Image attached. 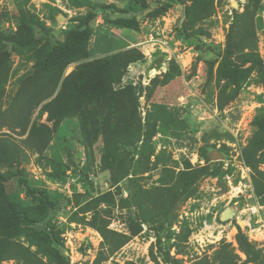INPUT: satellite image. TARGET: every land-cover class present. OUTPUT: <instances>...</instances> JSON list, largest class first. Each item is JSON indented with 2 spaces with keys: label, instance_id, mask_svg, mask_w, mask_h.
I'll list each match as a JSON object with an SVG mask.
<instances>
[{
  "label": "rangeland",
  "instance_id": "rangeland-1",
  "mask_svg": "<svg viewBox=\"0 0 264 264\" xmlns=\"http://www.w3.org/2000/svg\"><path fill=\"white\" fill-rule=\"evenodd\" d=\"M18 1L0 0L1 32L17 29L12 15ZM90 1L114 3L121 8L127 5V0ZM141 1L148 9L138 16L137 30L107 27L97 21L99 15L103 19L100 12L96 13L87 47V58L128 49L142 54L134 62L107 68L93 80L94 86L106 91L109 88L119 93V99H128L140 119L139 140L118 148L113 166L106 169L101 161L102 140L88 147L77 117L63 119L52 132L45 152L37 155L27 150L26 159L18 166L29 186L63 196L45 219L59 238L56 247L60 255L51 249V241L42 242L45 244L38 248L34 243L40 242L25 227L19 230L16 240L31 246L33 255L45 264H62L61 255L68 264H169L168 257L178 259L180 264H220L218 259L222 264L232 261L260 264L264 262V159L254 169L247 165L243 152L259 129L255 117L264 114V75L257 67H250V62L246 63L235 97L219 109L216 69L225 51L231 61L241 63L240 36L231 26L235 14L247 10L253 34L251 40L244 35L245 43L250 45L242 52L249 51L264 64V0H259L256 10L251 7L254 0H207L206 5L200 0ZM26 7L58 41L63 39V31L76 22L75 18L88 10L71 4L70 0H28ZM209 10V15H205ZM152 26L165 27L169 54L142 43ZM40 45L41 41L23 51L13 49L10 44L2 46L9 54L10 78L0 98V133L10 131L9 115L22 109L13 98L15 78L31 69ZM211 63L213 77L208 81ZM76 64L69 63L62 78ZM158 105L173 113L176 128L167 131L157 126L150 136L152 128L147 117ZM36 115L37 110L31 120L45 122V114L41 118ZM13 135L20 138L16 132ZM143 140L150 145L146 150L151 148V154L142 150ZM256 147L264 148V142ZM211 153L220 158L210 160ZM155 164L156 168H152ZM205 164L209 174L196 181L192 193L178 201L167 218L141 220L134 203H124L131 193L132 179L155 195L158 193L155 188L161 185L156 180L163 174L162 167H168L175 175L187 167ZM142 167L147 169L143 171ZM6 171L14 170H1ZM4 184L22 203L29 206L39 203L27 197L25 187L15 179ZM65 187L70 193L58 191ZM104 193L110 196L101 198ZM86 203L89 210L82 212L80 208ZM227 208L233 214L221 221L220 215ZM95 212L108 229L128 237L119 249L112 251L105 246L99 231L89 224ZM236 226L258 250L257 263L249 261L238 248ZM1 264L15 261L4 260Z\"/></svg>",
  "mask_w": 264,
  "mask_h": 264
},
{
  "label": "trees",
  "instance_id": "trees-1",
  "mask_svg": "<svg viewBox=\"0 0 264 264\" xmlns=\"http://www.w3.org/2000/svg\"><path fill=\"white\" fill-rule=\"evenodd\" d=\"M27 2L28 0H19L14 9L12 16L17 21V29L10 33L0 31V98L10 78L9 54L2 49V46L10 44L13 49L23 51L41 41L39 56L31 69L15 78L16 92L13 98L18 100L16 104L20 102L22 109L17 114L13 112L9 115L10 131L0 133V264L4 260L11 259L15 261V264H45L41 258L33 255L31 246H24L16 240L22 227L27 228L34 239L40 242L34 243L38 248L45 244L42 242L51 241L53 243L51 249L60 255L56 247L59 238L49 221L45 219L63 196L57 192H49L44 188L28 185L22 170L18 168L21 161L26 159L27 150L42 155L49 145L52 132L59 123L65 118L77 117L83 139L88 147L98 139L102 140L101 161L106 165V169H111L113 155L117 149L132 145L135 140H139L142 132L140 119L136 118L133 108H130L127 102L128 99H119L118 92L113 93L109 88L106 91L102 87L93 85V80L107 68L120 63L129 64L141 58L142 54L136 49H128L87 58V47L93 34L92 23L96 13L102 14V23L107 27L137 30L138 16L146 11L148 6L141 0H127L125 8L116 6L114 3L70 0L71 4L87 7L88 10L84 15L75 18L76 22L63 31V39L58 41L48 32L39 18L29 11L26 7ZM200 2L202 5L208 4L207 0H200ZM259 6V0H254L251 4L252 10L258 9ZM209 12L210 10L205 11V15H209ZM250 15L248 10L235 14L231 26L232 31L239 33L240 36L238 42L241 63L231 61L228 52L225 51L216 69V104L219 109L235 97L237 83L241 81L246 71L244 67L246 63L250 62V67H257L264 75V64L261 60L251 55L249 51L242 52L250 45L245 43L244 35L251 40L253 34L252 19L248 17ZM71 62H77V64L62 78L65 67ZM212 77L211 63L207 72L208 81ZM35 110H37L38 118L45 114L44 123L31 120ZM172 115L173 113L163 105L153 109L147 117L152 128L150 136L156 131L157 126L167 131L174 130L176 125ZM255 119L259 129L253 134L250 144L243 152L247 165L254 169L264 159V148L256 147L264 142V114L258 115ZM13 132H16L20 138L14 136ZM142 143V150L151 154V148L146 150L150 146L147 140H143ZM4 168L6 170L12 168L14 171L1 172ZM152 168H156V164ZM146 169L141 168L143 171ZM161 172L163 174L156 180L161 185L155 188L158 192L155 195H150L151 192L135 183V179L131 181V193L126 198L128 201L125 200L124 203H134L138 211L137 216L141 220H152L159 216L167 218L174 205L192 193L196 181L209 174V167L207 164L201 167H187L177 171L175 175L168 167H162ZM13 178L18 185L25 187L27 197L39 202L37 205L24 204L6 190L4 183L7 180H14ZM107 196H110V193H104L101 198ZM87 204L80 208L82 212L89 210ZM98 215L96 212L93 213L89 224L99 231L105 246L107 245L112 251L119 249L126 243L128 237L108 229L101 220V215ZM37 225L41 227L36 229ZM236 227L235 241L238 248L249 261L257 263L258 250L240 227ZM48 252L47 249L46 253ZM227 257L229 256L226 255ZM61 258L62 264H68L65 257L61 255ZM218 261L222 264L219 259ZM166 263L180 264L178 259L169 257Z\"/></svg>",
  "mask_w": 264,
  "mask_h": 264
},
{
  "label": "built area",
  "instance_id": "built-area-1",
  "mask_svg": "<svg viewBox=\"0 0 264 264\" xmlns=\"http://www.w3.org/2000/svg\"><path fill=\"white\" fill-rule=\"evenodd\" d=\"M101 18V16L99 15L97 18V21L101 22L102 20L99 19ZM165 32V27H151L150 28V32H149V36L145 39L144 43L146 46L151 47V49H156V50H161V51H165L167 54V47H168V42H167V36L164 34ZM139 45H141V43H138ZM58 189V188H57ZM60 192H63L64 194L70 193V190L65 187V189L63 190H58Z\"/></svg>",
  "mask_w": 264,
  "mask_h": 264
},
{
  "label": "water",
  "instance_id": "water-1",
  "mask_svg": "<svg viewBox=\"0 0 264 264\" xmlns=\"http://www.w3.org/2000/svg\"><path fill=\"white\" fill-rule=\"evenodd\" d=\"M217 156V157H216ZM218 158H220V155H216V154H214V153H211V155H210V160H216V159H218ZM232 214H233V210L232 209H230V208H227V209H225L222 213H221V215H220V220L221 221H225L226 219H228V218H230L231 216H232Z\"/></svg>",
  "mask_w": 264,
  "mask_h": 264
},
{
  "label": "crops",
  "instance_id": "crops-1",
  "mask_svg": "<svg viewBox=\"0 0 264 264\" xmlns=\"http://www.w3.org/2000/svg\"><path fill=\"white\" fill-rule=\"evenodd\" d=\"M243 219H244V218H243ZM245 220H246V219H244L243 221H245ZM246 222H247V220H246ZM246 225H247V223H245V225H244V226L246 227ZM240 226H241V225H240ZM242 228H243V227H242ZM246 229H247V227H246Z\"/></svg>",
  "mask_w": 264,
  "mask_h": 264
}]
</instances>
